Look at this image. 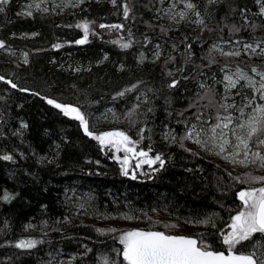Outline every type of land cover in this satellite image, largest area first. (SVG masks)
<instances>
[{"label":"trees","instance_id":"obj_1","mask_svg":"<svg viewBox=\"0 0 264 264\" xmlns=\"http://www.w3.org/2000/svg\"><path fill=\"white\" fill-rule=\"evenodd\" d=\"M32 2L11 0L6 11L0 13V40L15 52V56H10L7 50H0V75L42 95L82 104L83 110L92 114L90 123L97 131L127 130V121L110 122L97 120V117L109 108L118 114L124 113L136 102V95L146 92L150 105H143L140 110L144 112L148 106L153 107L154 114H147V127L153 131L152 140H144L141 147L151 143L154 153L162 152L170 159L164 170L151 177L138 174L137 180H131L120 173V166L111 158L112 153L101 151L95 141L83 135L76 122L63 117L38 96L17 92L0 82V154H12L16 161H0V230L3 231L0 244L28 238L45 241L31 252L14 247L0 248V264H47L49 253L57 252L61 253L57 259L68 261L76 256L73 264H93L94 256L100 251L120 247L116 240L99 236L96 228H134L118 227L114 222L101 223L102 214L115 217L117 221L124 220L121 219L123 214L132 215L137 219L130 220L131 225L141 229L155 226L160 231L166 229L164 224L187 226L190 224H186L185 220L194 221L218 214L215 217L217 229H226L225 224L229 220L227 209H233L232 214H235L240 203L236 192L247 187L234 184L227 173L237 176L246 171L232 169L201 153L192 156L177 146L169 147L161 139V134L165 130L164 125L174 129L178 135L183 134L184 125L177 123V120L184 117L178 113L187 108L196 93L201 91L199 82L212 84L209 77L213 74L217 79L221 78L219 64L209 69L207 62L200 60L213 42H220L221 36L228 40V29L221 32L217 25L222 27L225 17V22L229 24H241L240 9L247 10L250 20L264 24V18L253 15L259 11L256 0H225L218 8L213 6L210 9L213 16L208 23L214 31L205 32L194 43V63L189 64L183 73L189 79H181L175 89L167 87L173 78L165 75L163 59L155 64L150 62L153 45L161 43L167 55L172 42L179 43L183 35L195 38L199 29L194 31L193 25H181L179 31L169 32L166 36L158 28L149 29L148 23H167L166 20L158 22L155 19L157 0H117L118 7L115 8L110 0H85L79 7L63 9H54L49 1L47 13L34 11L32 17H27L23 12ZM124 2L130 3L134 20L124 21ZM195 2L203 10L205 0ZM233 8L236 9L234 13ZM83 20L95 21L93 29L100 35L90 36L88 44L76 45L75 40L82 38L83 32L75 25ZM100 23L126 24L134 34V47L122 50L119 45L112 44L111 40L120 37L127 39V30L110 33L108 29H99ZM33 33L38 35L34 36ZM145 34L152 40L147 47H144ZM253 35L264 37V27L255 33L241 31L238 34L247 42H252ZM57 43L62 45L58 50L53 48ZM25 52L29 58L27 65L22 62V53ZM140 52L147 57L142 66L138 64ZM105 55L107 60L103 59ZM176 55V64H169L168 69L182 64L179 54ZM222 63L224 60L220 59ZM250 63L264 64V59H255ZM201 64L205 65L203 69L196 67ZM120 65L124 66L123 71L119 70ZM70 66L85 70L75 73L69 70ZM240 66L247 70L246 64L240 63ZM89 68L91 71L86 70ZM138 81L143 83L136 92L113 101L112 96L118 90ZM216 88L218 92H223L222 85H216ZM148 89L153 91L149 92ZM193 112L195 109L185 113V116H191ZM208 114L205 111L206 117ZM21 121L28 124L27 129H20ZM141 126L138 124L129 130L133 139L137 138L136 132ZM16 130H20L22 135H12ZM57 144L60 145L59 149ZM19 153H23L24 158ZM44 157L47 159L40 162ZM48 160L53 162L48 163ZM189 168L193 171H186ZM143 170L149 171L146 165ZM5 190L14 197L11 202L3 201ZM80 204H84L83 209L79 207ZM143 212L158 223H149ZM43 221L49 224L48 228L43 229L47 236L42 234ZM56 221L62 223L57 224ZM29 223L35 226L34 229H26ZM54 227L61 231H52ZM217 229L207 227L192 233V236L204 233L214 246L220 247L217 236L212 235ZM256 238H259V234ZM85 244L93 248V253L87 256H84Z\"/></svg>","mask_w":264,"mask_h":264},{"label":"snow or ice","instance_id":"obj_2","mask_svg":"<svg viewBox=\"0 0 264 264\" xmlns=\"http://www.w3.org/2000/svg\"><path fill=\"white\" fill-rule=\"evenodd\" d=\"M85 0H60V3H53V8H75L79 7ZM11 0H0V13L6 11ZM49 3V0H33L29 3L27 11L23 15L32 17L35 12L47 13L49 9L43 5ZM113 7H118L117 0H110ZM225 0H205L203 10L195 0H157L158 7L155 8L156 21H167L166 24L148 23L147 27L151 30L159 29V32L166 36L169 32L179 31L181 25H193L194 31L199 29V34L190 39L187 35H183L179 43L172 42L170 51L165 55V49L161 43L153 45L151 63L155 64L163 59L162 68L167 77H172L167 87L175 89L180 80H187L189 77L183 73L189 64L194 63L193 45L201 39L205 32L214 31L209 26L208 21L212 18L213 12L210 9L213 6L217 8ZM259 11L253 15L264 18V0H256ZM151 10V9H150ZM235 8L232 9L234 13ZM242 21L241 24L227 23V17L222 21V27H217L221 32L225 28L228 29V40L220 37V42H213L207 52L200 56L201 61H206V66L211 69L213 65L219 64V71L222 74L217 79L215 74L209 77L212 84L207 81L199 82L201 91L196 93L195 98L189 102L188 107L179 112L183 120H177V123L184 125L183 134H177L174 129L164 125V131L161 139L167 143L169 147L177 146L184 152L192 156H199L200 152L214 155L229 164L235 169L241 167L244 169H252L244 172L243 175L233 176L228 172V177L234 184L247 185V187L236 192V198L239 205L233 215V209L229 208V220L226 229H217L216 218L218 214L209 215L203 219L185 220L186 224L192 226H203L217 229L212 233L217 236L220 247L214 246L209 241L208 236L199 233L195 236L170 234L167 231L157 230L155 226L148 229L133 228L131 230H122L117 228H96L95 231L99 236L110 237L116 240L120 247H112L110 251H100L94 256L93 264H264V175H256L255 172H264V64L250 63L255 59H264V37L257 38L252 36V42H247L238 34L241 31H249L255 33L258 29L264 27V24L256 23L250 20L246 14V9H240ZM133 9L129 2L122 4V14L124 21L134 20ZM21 15V13H17ZM95 21L83 20L75 25L76 28L82 30L83 36L75 40L76 45L88 44L89 37L100 35L93 29ZM68 27H72L69 25ZM99 29H108L112 31L127 30L128 37H120L111 40L112 44L119 45L122 50H129L134 47L133 32L130 27L123 23H100ZM14 35V34H13ZM38 35V33H33ZM144 47L152 44V40L145 34ZM181 45L183 50L181 51ZM61 44H54L53 48L60 49ZM0 50H7L8 55L15 56V52L8 48L3 40H0ZM179 54L182 64L173 69H168L169 64H176L177 55ZM23 63H29L28 53H22ZM246 59H243L245 58ZM104 60L108 57L105 55ZM220 59L224 63L220 64ZM147 60L144 52H140L138 64L143 65ZM240 63L247 65V70L240 66ZM235 65L234 67L232 65ZM203 69L205 65H196ZM70 71L80 73L81 67L77 66ZM91 71V69H86ZM120 71L124 70V66L120 65ZM179 74V75H178ZM203 75L204 73L201 72ZM0 82L9 88L17 91L28 93L31 96L39 97L52 109L57 110L63 117L69 121L76 122L78 128L82 130L85 137L95 141L101 151L112 153V159L120 166V173L131 180H137L139 176H149L165 169V165L170 157H165L162 152H155L151 143L141 147L144 140H152V129L147 127V114L153 113L152 106H148L146 111L141 112L143 105H150V101L146 92H140L135 96V103L125 111L118 114L109 108L102 113L97 120L116 122L119 120L127 121V130H103L97 131L90 123L92 114L86 112L82 104L64 102L57 97L42 95L38 91H32L28 88L21 87L12 79H6L0 75ZM143 81H138L125 86L122 90H118L113 96V101L125 98L128 94L134 93ZM216 85H222L223 92H218ZM73 87H75L73 85ZM152 92V89H148ZM239 97V102L237 101ZM2 99V98H0ZM195 109L191 116H185V113ZM208 111V116H205ZM110 114V116H109ZM172 115L171 112L168 113ZM141 117H144L142 120ZM138 124L143 125L136 132V139L129 134L131 128ZM28 124L21 121L20 129H27ZM2 135V133H0ZM14 136H21L20 130L12 133ZM186 142H191L199 151L186 146ZM59 149L60 145H56ZM145 147L147 150H145ZM123 153V156L120 155ZM24 158L23 153H19ZM58 155V153H57ZM47 157L41 158L40 162L46 160ZM0 161L15 163L12 154L4 152L0 154ZM48 160V163H52ZM134 162V163H133ZM92 163V161H87ZM99 164V161H96ZM149 171H144V166ZM219 167V165H217ZM192 172L191 168L186 169ZM2 199L4 202H11L14 197L7 190L3 192ZM46 207V206H45ZM84 208V204L79 205ZM224 207V205H221ZM155 212L156 209L154 208ZM149 223L153 222L147 212L142 213ZM103 219H115L108 214H102ZM121 219L132 220L137 217L123 214ZM63 222H66L63 221ZM59 224L62 221H56ZM26 229H34V225L27 224ZM48 221L42 222V234L47 236L48 233L43 229L48 228ZM164 228L175 229L176 224H164ZM52 231H61L59 228H52ZM3 231L0 230V235ZM259 234V238H256ZM247 242V243H245ZM43 239H19L16 242H7L0 244V248L14 247L15 249L31 252L38 245L44 244ZM84 256L93 253V248L83 245ZM61 253H49L50 259L47 264H73L77 259L76 256L68 261L57 259ZM9 260L11 257L8 258ZM7 264V262H4Z\"/></svg>","mask_w":264,"mask_h":264},{"label":"rangeland","instance_id":"obj_3","mask_svg":"<svg viewBox=\"0 0 264 264\" xmlns=\"http://www.w3.org/2000/svg\"><path fill=\"white\" fill-rule=\"evenodd\" d=\"M54 3H57L59 2L60 0H49ZM43 7H48V3L43 5ZM7 53V52H6ZM237 101H238V97H237ZM186 146L191 148V149H194L195 151H199V149L196 148L195 145H193L191 142H186ZM202 155H204L205 157L207 158H211V159H215L218 163L222 164V165H225L227 167H230L233 169V167L229 164H226L223 160L219 159L218 157L214 156V155H209L207 153H204V152H200ZM121 156H123V153H120ZM134 163V162H133ZM236 170H241V171H251L252 169H244V168H241V167H236L235 168ZM254 174L256 175H264V172H255ZM101 223H110V222H114L116 226L118 227H125L126 229H129V227H134V228H137L135 225H131L132 222L130 220H114V219H102L100 220ZM111 226H114V225H111ZM225 227H227V223L225 224ZM206 227H203V226H192V225H180V226H177V228L173 229V230H169V229H164L162 231H167L169 232L170 234H176V235H186V236H192V233L194 232H200L202 231L203 229H205Z\"/></svg>","mask_w":264,"mask_h":264}]
</instances>
